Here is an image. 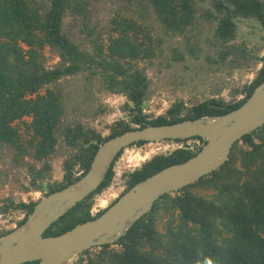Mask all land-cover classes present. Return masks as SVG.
<instances>
[{
	"label": "trees",
	"instance_id": "1",
	"mask_svg": "<svg viewBox=\"0 0 264 264\" xmlns=\"http://www.w3.org/2000/svg\"><path fill=\"white\" fill-rule=\"evenodd\" d=\"M97 1L0 0V148L10 151L12 166L27 169L34 191L42 189L38 181L49 179L51 160L62 145L60 141L71 152L62 163V180L49 183L48 193L79 180L104 141L146 124L166 125L223 115L240 107L264 81L263 56L254 79L234 93L243 94L242 99L212 97L189 108L182 101L174 102L164 115L149 118L142 113L150 88L147 69L158 57L161 39L154 38L147 24L120 15L112 20L104 46L101 34H94L89 27L90 6ZM117 1L146 8L168 37L189 40L187 34L202 19L211 29V38L206 40L218 56L214 61L208 57L214 63L224 62L239 51V45L231 43L237 37V19L254 20L264 34L263 0ZM68 15L72 16L71 27L64 21ZM76 25L82 26L79 32L85 36V43L72 41L69 31ZM187 40V51L197 58L196 48ZM45 49L59 59L53 67L44 64ZM176 57L183 60L184 55ZM78 75L85 84L97 85L98 91L124 96L129 121H116L106 137L79 121L67 123L64 82ZM192 139L198 143L155 155L127 172L120 196L148 176L194 156L202 140ZM122 152L96 191L54 222L44 236L59 235L103 213L105 209L92 213L93 201L110 186L113 166ZM76 172L80 174L76 176ZM5 176L0 171V182ZM35 203L17 205L25 214L17 226L26 220ZM12 206L13 200H3L0 214ZM163 219L160 230L158 224ZM78 264H264V125L235 142L228 160L217 171L160 197L117 242L86 249Z\"/></svg>",
	"mask_w": 264,
	"mask_h": 264
},
{
	"label": "rangeland",
	"instance_id": "2",
	"mask_svg": "<svg viewBox=\"0 0 264 264\" xmlns=\"http://www.w3.org/2000/svg\"><path fill=\"white\" fill-rule=\"evenodd\" d=\"M90 8L89 27L94 34H101L100 42L104 46L107 45V37L113 27L112 20L120 15L129 16L137 19L138 22L147 24L151 27L154 38L161 39L157 52L158 57L147 69L150 88L147 99L142 105V113L152 119L164 115L174 102L182 101L189 108L212 97H221L226 101L242 99L243 94L234 95L235 91L241 90L254 79L260 68V58L264 56V34L254 20L241 18L236 20L237 37L231 43L239 45V51L224 62L214 63L213 61L218 56L206 40V37L211 38L208 33L211 29L209 24L202 19H199V24L187 34L189 38L187 40L181 36L163 35L152 13L135 3L129 6L117 0H100L92 3ZM71 19V15L64 18L65 23L70 27ZM81 27L76 25V28L69 31L72 41L77 44L86 42L85 36L79 32ZM186 40L192 48H196L193 51L197 58L187 51ZM182 53L183 60H176L178 59L176 55ZM44 56V64L47 68L53 67L59 60L48 49H45ZM208 57L213 61H210ZM64 85L68 96L65 116L67 123L79 121L106 137L110 134L109 128L116 121H129L128 112L124 109L126 102L124 96L98 91L97 85L85 84L81 75L65 79ZM40 93H43V90ZM19 127H22V124H19ZM195 143L198 141L194 139H189L186 143L160 141L124 149L113 166L114 175L110 186L95 196L92 213L106 209L120 196L125 189L124 175L144 163L139 162V166H135L136 156L140 157L152 151L153 157L169 153L183 145L192 146ZM59 144L62 145L58 146L57 153L51 160L52 171L49 179L37 182V185L42 187L40 191L33 190L27 169L12 166L10 151L4 147L0 148V171L6 174L0 182V202L7 199L14 201V206L5 214H0V234L14 229L17 223L24 218V210L17 208L19 203L37 202L45 195L44 188L49 183H58L62 180V163L71 151L65 148L61 141ZM79 174L80 172L75 173L76 176ZM164 221L165 219L159 221L160 230L163 229ZM78 260L79 258L70 264H78Z\"/></svg>",
	"mask_w": 264,
	"mask_h": 264
},
{
	"label": "water",
	"instance_id": "3",
	"mask_svg": "<svg viewBox=\"0 0 264 264\" xmlns=\"http://www.w3.org/2000/svg\"><path fill=\"white\" fill-rule=\"evenodd\" d=\"M264 125V81L237 109L218 116L148 125L116 135L98 145L87 172L67 187L48 193L26 220L0 235V264H70L86 249L117 242L163 195L175 193L217 171L235 142ZM200 138V150L186 161L163 168L133 185L98 217L56 236L46 230L104 181L117 155L138 142Z\"/></svg>",
	"mask_w": 264,
	"mask_h": 264
},
{
	"label": "bare ground",
	"instance_id": "4",
	"mask_svg": "<svg viewBox=\"0 0 264 264\" xmlns=\"http://www.w3.org/2000/svg\"><path fill=\"white\" fill-rule=\"evenodd\" d=\"M154 153L152 152V151H149V152H146L143 156H136V158H135V163H136V165L135 166H139V164L141 163V162H146L147 160H149L151 157H152V155H153ZM140 162V163H139ZM102 205V204H101Z\"/></svg>",
	"mask_w": 264,
	"mask_h": 264
},
{
	"label": "crops",
	"instance_id": "5",
	"mask_svg": "<svg viewBox=\"0 0 264 264\" xmlns=\"http://www.w3.org/2000/svg\"><path fill=\"white\" fill-rule=\"evenodd\" d=\"M260 66H261V65L259 64V67H260ZM259 67H258V68H259Z\"/></svg>",
	"mask_w": 264,
	"mask_h": 264
}]
</instances>
